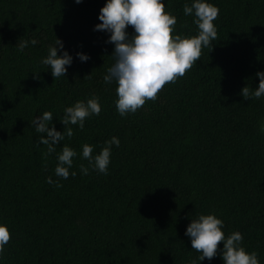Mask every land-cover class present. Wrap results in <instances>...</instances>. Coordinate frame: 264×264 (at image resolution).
Listing matches in <instances>:
<instances>
[{"label": "trees", "instance_id": "trees-1", "mask_svg": "<svg viewBox=\"0 0 264 264\" xmlns=\"http://www.w3.org/2000/svg\"><path fill=\"white\" fill-rule=\"evenodd\" d=\"M105 2L0 0V222L11 232L0 264H192L200 253L186 227L209 213L223 219L226 234L241 232L264 264V97L245 99L241 91L254 90L264 70V0H210L220 9L213 48L126 117L116 110V83L103 79L115 62L110 34L95 30ZM191 2L165 0L181 36L198 33L183 11ZM56 36L73 63L54 81L41 60ZM33 38L36 45L18 50ZM93 95L100 114L83 129L69 125L73 136L49 154L33 119L51 111L62 131L64 108ZM112 136L120 145L112 146L105 175L82 148L94 145L95 155ZM65 144L78 153L77 174L67 179L55 174ZM201 264L224 262L218 250Z\"/></svg>", "mask_w": 264, "mask_h": 264}, {"label": "clouds", "instance_id": "clouds-1", "mask_svg": "<svg viewBox=\"0 0 264 264\" xmlns=\"http://www.w3.org/2000/svg\"><path fill=\"white\" fill-rule=\"evenodd\" d=\"M82 3V0H75ZM184 15L193 16L198 27V33L193 36H181L176 33L177 17L165 10V0H106L99 12L100 23L95 25V30H102L110 35L108 43L114 44L112 55L115 62L107 69L104 75L106 84L116 83L117 99L116 110L120 116L136 113L146 101H155L158 93L167 83L175 82L179 77L192 68L201 58L202 49L214 46L217 39V26L214 21L218 18L220 9L210 0H192L191 4L185 3ZM132 26L134 32L130 34L128 27ZM38 41L20 40L18 50L23 52L26 47L36 45ZM59 53V54H58ZM82 62L90 59L84 52L77 53ZM41 63L49 66L51 75L55 79L67 76L68 67L73 63V56L64 48V42L56 36L54 44L48 46V54ZM259 84L251 90L242 88L245 99H259L264 97V70L258 71ZM102 110L100 98L93 95L85 100H78L73 105L66 106L62 118L63 130H57L53 121V113L45 111L37 115L32 124L40 135L39 143L48 146V153L56 152V145L72 137L73 128L69 125L85 127V120L93 115H99ZM261 131L264 132V126ZM119 146L120 139L112 136L105 141L101 151L94 153V145L85 143L82 148V157L89 162V166L105 175L109 172L111 163L112 146ZM77 151L65 144L57 154L55 174L67 179L77 173L72 170L74 157ZM89 166L80 165L83 175L89 173ZM49 184L62 187L59 180L47 177ZM224 221L214 213L200 214L192 218L186 227L185 235L191 240L192 249L200 253L192 264H201L206 258L211 261L219 250L224 264H261L256 251H248L243 246V234L234 231L226 234ZM11 239L9 226L0 222V262L4 259L6 246ZM223 247L220 248V242Z\"/></svg>", "mask_w": 264, "mask_h": 264}]
</instances>
